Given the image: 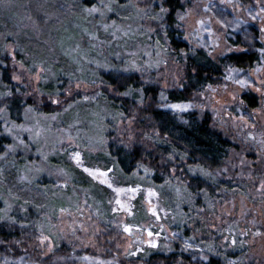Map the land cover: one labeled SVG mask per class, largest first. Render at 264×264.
<instances>
[{"label": "rangeland", "instance_id": "1", "mask_svg": "<svg viewBox=\"0 0 264 264\" xmlns=\"http://www.w3.org/2000/svg\"><path fill=\"white\" fill-rule=\"evenodd\" d=\"M114 2L82 8L79 0H0V65L9 60L12 81L29 102L21 121L0 111L10 139L0 157V207L7 210L0 215L29 207L45 215L32 242L42 259L58 252L59 259L62 253L71 259L65 263L98 264L168 252L174 243H188L203 257L213 242L247 248L244 264H264V0H183L178 28L192 50L218 61L254 51L257 40L263 46L257 68L228 65L222 83L190 104H161L178 114L207 115L236 147L221 170L237 177L235 186L223 188L216 202L206 198L195 215L183 168L172 166L171 179L156 185L145 166L124 176L106 156L110 139L145 147L157 140L136 126V111L128 116L116 109L108 98L115 92L99 74L131 72L166 91L181 88L186 71L165 41L161 0H127L121 7ZM245 91L259 98L258 109H243ZM124 95L143 106L139 91ZM189 174L217 180L200 170ZM185 223L197 241L183 236Z\"/></svg>", "mask_w": 264, "mask_h": 264}, {"label": "trees", "instance_id": "2", "mask_svg": "<svg viewBox=\"0 0 264 264\" xmlns=\"http://www.w3.org/2000/svg\"><path fill=\"white\" fill-rule=\"evenodd\" d=\"M97 2L98 0H79V6L90 8L97 5ZM126 2L127 0H115L114 5L121 7ZM160 6L165 10L163 14L165 41L180 62L185 63L184 81L181 88L162 91L156 84L144 83L137 74L131 72L112 70L101 72L100 80L115 92L116 96L108 98L116 109L128 116L132 109L136 111L133 116L136 117V126L152 134L157 140L152 146L150 143L145 147L139 143L120 144L117 140L110 139L106 146V156L115 162L124 176H131L137 169L145 166L151 172L150 179L156 185H162L171 179L172 166L176 170L183 168L181 174L184 175L187 191L194 199L195 215V212L204 208L206 198L216 202L217 198L219 200L224 196L223 188L235 186L233 184L237 182V177L222 174L221 170L225 167L231 151L236 147L226 135L212 125L207 115L199 117L195 111L178 114L174 110L162 107L161 104H190L199 92L222 83L225 67L228 65L245 72L257 68L263 57L261 52L263 46L257 40L254 51L229 53L215 61L205 50H192L183 40V33L178 28V16L185 11L183 0H161ZM257 34L256 32L255 35ZM8 62V59L7 61L5 58L1 59L0 111L3 110L10 118L21 121L24 108L29 102L24 101L25 90L22 85L12 81ZM133 90L141 93L144 100L142 107L136 106V102L124 95ZM240 100L244 110L253 111L259 108V98L250 91L242 93ZM44 111L52 113L49 104L44 105ZM9 145L10 139L4 134L0 119V157ZM180 157L185 160L178 167ZM190 170L213 174L217 180L214 183L207 178L191 176ZM78 174L86 180L88 186V179L82 173ZM224 176L228 178L223 181ZM188 209L184 207L186 212L184 214H189ZM6 211L0 207L2 215H5ZM10 212L6 217L0 215V264H69L65 263L66 260H71L66 253H62L60 259L56 257L58 252L44 259L39 255L35 256L32 242L40 235L39 227L46 219L45 215L42 213L36 215L30 207L25 211L15 209ZM182 229L185 238L194 237L196 241L199 239L187 223ZM207 244L214 248L207 249L203 257L198 250L190 248L188 243H174L168 252L153 250L147 256H124L114 259L108 257L98 264H228L227 261L230 259H237L239 263L236 264H244L247 248L224 249L213 242Z\"/></svg>", "mask_w": 264, "mask_h": 264}]
</instances>
